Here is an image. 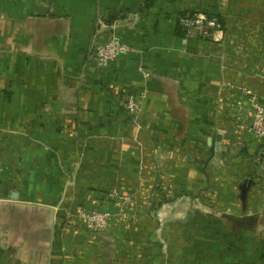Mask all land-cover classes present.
I'll return each instance as SVG.
<instances>
[{"label": "crops", "instance_id": "crops-1", "mask_svg": "<svg viewBox=\"0 0 264 264\" xmlns=\"http://www.w3.org/2000/svg\"><path fill=\"white\" fill-rule=\"evenodd\" d=\"M111 33L129 50L99 66ZM252 98L264 0H0V264H264Z\"/></svg>", "mask_w": 264, "mask_h": 264}, {"label": "built area", "instance_id": "built-area-1", "mask_svg": "<svg viewBox=\"0 0 264 264\" xmlns=\"http://www.w3.org/2000/svg\"><path fill=\"white\" fill-rule=\"evenodd\" d=\"M179 23L188 30H194L201 38H211L214 33L222 32L223 21L214 14L195 10L178 16ZM129 47L114 33H111L108 39L102 43H97L92 48V55L99 66H107L114 61L119 55L124 54ZM253 100V115L249 124V130L253 137L264 144V106L256 104ZM141 106V97L129 96L124 104V108L129 115L137 118ZM264 145H262V150ZM261 173H264V162H261ZM112 196H114L112 194ZM114 214L108 210H92L80 212L79 217L84 224L92 230H104L111 217Z\"/></svg>", "mask_w": 264, "mask_h": 264}]
</instances>
